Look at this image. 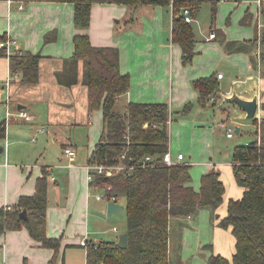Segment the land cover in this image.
<instances>
[{"label":"crops","instance_id":"crops-1","mask_svg":"<svg viewBox=\"0 0 264 264\" xmlns=\"http://www.w3.org/2000/svg\"><path fill=\"white\" fill-rule=\"evenodd\" d=\"M225 2L226 0H217L219 14L232 9V5ZM257 5V11L263 13L264 9L262 6L259 8V2ZM247 8L254 10L251 6ZM243 11V17L242 10L237 11L239 18L241 17L240 22L249 24L251 12ZM122 14H125L124 6L94 4L90 13V26L85 33L94 46H112L119 50L121 72L130 76L125 104L165 102L169 112L171 110L172 121L174 109H182L185 104L193 102L192 108L196 106L195 115L199 117L201 110L209 105L201 107L197 104V93L192 88L191 81L212 74H223L220 70L216 71L223 64L229 75L225 80L223 74L218 80L219 94L237 96L243 100L256 98L257 109L263 113L260 105L264 98V64L258 62L257 67H254L250 59V55H256L259 60L261 46L257 43L258 50L252 49L249 54L232 52L223 42L241 43L254 37L260 39L264 35V28L252 38L250 30H231L232 26L224 25L228 29L225 33L217 25L210 24L209 30L213 28L216 37L206 38L203 43H197L196 40V53L192 61L184 65L180 47L171 42L170 11L160 6L152 7L147 13L148 17L146 13L140 15L142 21L139 34L128 31L123 36L112 39L101 29V24L106 23L109 15ZM77 32L73 25L71 3L0 0V37L17 41L15 49L9 51V54L0 48V125H5L4 137L0 138V208L16 204L21 196L32 195L42 169L49 172L52 188L48 191L46 235L60 239L58 259L53 264H70L74 260L84 263L86 253L78 237L86 233L87 218L92 209L85 166L103 129L102 111L96 110L91 115L88 113L83 61L77 63L75 83L66 85L59 80L64 61L72 55L73 37ZM24 51L41 55L38 81L35 84L22 83L20 76L10 77L9 56ZM236 65L241 67L239 74H235ZM225 100L226 98L224 103L228 104ZM20 110L26 112L31 117L30 120L17 117ZM240 110L246 118V113L241 108ZM234 123L237 125V122ZM43 127L46 128L45 132L40 131ZM26 137H31L36 145L26 146ZM65 148L73 149L75 157L67 158L64 155ZM221 166V163H217L216 167ZM226 166L230 167L232 179H223L219 169L210 164L203 172L205 174L214 169L220 173L219 179L225 192L223 202L216 211L202 209L196 217L170 220V232L175 229L182 240L180 252L177 249L175 252L180 255V261L184 264H207L211 255L231 259L235 253V237L231 228H221L219 221L227 214L229 200L241 198L244 189L235 181L232 162L223 167ZM57 180L61 182L59 187ZM199 184L194 182L193 185L191 181L195 190L199 188ZM54 185H57L56 195ZM64 185L66 191L63 194L61 191ZM95 201L98 212L104 214L101 201ZM196 218L198 222L195 224ZM113 228L112 232H118V228L117 231H113ZM52 255L53 250L43 248L34 241L25 228L6 231L0 236V264H50ZM173 260V257H169V264Z\"/></svg>","mask_w":264,"mask_h":264},{"label":"trees","instance_id":"trees-1","mask_svg":"<svg viewBox=\"0 0 264 264\" xmlns=\"http://www.w3.org/2000/svg\"><path fill=\"white\" fill-rule=\"evenodd\" d=\"M23 2H67L73 5V25L78 31L73 37L72 55L64 61L59 80L66 85L76 82L77 63L83 61V78L88 94V113L102 111L103 129L94 146L89 164H115L126 151L125 162L135 166L129 175L116 174L106 177L94 175V184L111 186L107 194L124 199L128 244L125 249L117 241L91 242L85 254V264H169L168 242L170 220L196 217L200 210L216 211L223 202L225 188L217 170L201 175L197 190L191 185V165L179 163L170 167L162 164L168 151V124L171 122L167 103L129 102L125 111L115 110L118 99L130 87V76L122 73L119 50L112 46H94L85 33L90 26V13L94 4H116L137 9L142 6H160L171 14V42L181 49L184 65L194 55L196 42L192 23L183 17L184 9L195 17L202 0H16ZM215 15V7L212 16ZM194 19V18H193ZM212 30V28H211ZM214 31V29H213ZM83 32V33H82ZM215 32V31H214ZM216 37V33H215ZM4 39V37H0ZM48 41V37L45 38ZM223 42V41H222ZM232 52L249 53L252 65L264 64V35L258 39L238 43L223 42ZM41 55L24 51L9 56L11 75L20 76L24 84L38 81V65ZM197 93L196 102L201 107L213 105L209 98L219 94L215 74L191 81ZM194 103L185 104L181 111L188 113ZM260 108L262 116L251 119L255 123V139L236 145L232 151V170L237 185L243 194L239 199H230L227 214L219 221L221 228H231L235 237V253L231 259L211 255L207 264H264V98ZM5 125H0V138L4 137ZM151 162L142 167L144 158ZM151 163V164H150ZM156 164L155 166H150ZM149 165V166H148ZM50 174L44 168L36 179L32 195L21 196L18 202L0 208V236L6 231L25 228L29 236L43 248L53 250L50 264L58 256L60 240L46 235V208ZM26 212L27 219L20 213ZM216 217V215H215Z\"/></svg>","mask_w":264,"mask_h":264},{"label":"rangeland","instance_id":"rangeland-1","mask_svg":"<svg viewBox=\"0 0 264 264\" xmlns=\"http://www.w3.org/2000/svg\"><path fill=\"white\" fill-rule=\"evenodd\" d=\"M258 2L260 3L259 8L261 9L262 6V8L264 9V0H226L225 4H231L232 9L228 10L225 13L219 14V1L217 3V0H203L196 16L192 17L190 15V17L192 18V29L195 34L197 43H203V41L207 38L208 33L211 31L209 30L210 24H212L213 26L217 25L218 27L223 29L225 33L228 29H225L224 25L228 27L232 26L231 30H235V28L238 29V31L245 32L250 30V34L252 33V38L256 36L257 32L264 28V12L261 13L259 12V10L257 11L256 7L258 6ZM248 6H251L254 10L250 11L249 8H247ZM124 7V15H109L106 23L101 24V29L107 32L112 39H117L123 36V34L128 31L139 34L142 21L140 15L146 13V16L148 17L147 13L150 9H152L153 6H142L137 9H131L126 6ZM214 7L215 15L213 17L212 11ZM243 9L246 10V12H251L250 19L248 21V23L250 22L249 24H245V21L240 22L241 17L239 18V12L237 11L242 10L243 17L245 14ZM239 27H241L242 29H239ZM243 36L246 35L244 34ZM247 38L250 39L251 37ZM240 68V65H236L235 69L237 70V72L235 74L240 73ZM218 70L225 74L226 80L229 74L224 68V65L220 64L219 69H217L216 71ZM262 71H264V66L262 67ZM262 91L264 92V81L262 82ZM215 96L217 97L218 94H215ZM223 97L231 98L232 95L228 97L223 95ZM125 100L126 96L124 95L120 98L119 101H117L115 110L124 112L126 105ZM222 101L220 98H218L214 106L209 105L206 108L202 109V114L199 117H196L195 115V112L197 111L196 106L194 107V109L192 108L188 113L181 111V108L179 110L174 109L172 111V121H169L168 124V147L173 158H175L178 153H182L184 156L183 162L191 165L190 171L193 185L194 182H196V185L199 184L201 174H203V172L206 170L207 165L210 164L216 167L217 163H221L223 166L227 163L231 164V155L234 146L243 145L255 139V131L257 130L255 123H253L252 120H246L244 113L235 103L229 102L228 104H223ZM261 116L262 113H260L259 109H257L255 118L257 117L259 120ZM220 122H225L226 126L230 128V132L233 134L232 138H227L225 133L222 132L223 128L218 125V123ZM234 122H237V125H235ZM236 127L239 128L238 133L235 132ZM33 145L34 142L31 141V137H26V146L32 147ZM223 166L216 167L217 169H219L222 178L224 179L226 177H230L232 179L231 172H229L230 167ZM57 182H59L58 187L61 186L60 180H57ZM56 187L57 185H54V195L57 194ZM51 188L52 186H49V190H51ZM65 191L66 187L64 185L61 192L64 194ZM96 193L97 190L89 189L92 209L90 210L89 216L87 218V239L90 242L116 241L117 237L126 230V212L125 210H123V208L122 210L113 213L112 215H108L105 210V201H101V209L104 214L102 212H98L99 210H97L96 208V201L94 199ZM119 204L125 207L124 199L121 198ZM197 222L198 218L195 219L194 223L196 224ZM113 226L116 229L118 228V232H112ZM184 228L190 229L193 227L184 226ZM176 229L178 228L176 227ZM82 237L83 235L78 238L81 239ZM181 245V237L179 234H177V231L175 232V229H173V231L170 232L168 242L169 257H173L174 259L173 262H171L172 264H184V262L180 261V255L175 252L176 249L178 253L180 252ZM81 262L82 261H80L79 263V260H74L70 264H81ZM83 264H85V258Z\"/></svg>","mask_w":264,"mask_h":264},{"label":"built area","instance_id":"built-area-1","mask_svg":"<svg viewBox=\"0 0 264 264\" xmlns=\"http://www.w3.org/2000/svg\"><path fill=\"white\" fill-rule=\"evenodd\" d=\"M21 8V6H20ZM183 17L184 20L187 23H191L192 22V18L190 17V12L189 10L186 8L183 11ZM215 37V32L213 30H211V32L209 33L207 39H212ZM17 41L15 39H2L0 40V48L4 49L6 51L7 54H9V51L14 50L16 47ZM14 76H17V74H15ZM12 75H10V77H14ZM222 77L221 74L217 75V79H220ZM7 83H9V79L7 80ZM218 98L221 99V101L224 103V97L221 94H218V96L216 97L215 95L211 96L209 98V103L210 104H215V102L218 100ZM9 114V113H8ZM17 117L25 119V120H30V116L20 110L17 112ZM221 128H223L224 133L226 135V137H232L233 134L230 132V128L226 126L225 122H220L218 124ZM40 131L45 132L46 128H41ZM64 155L67 158H74L75 157V151L71 148H65L64 149ZM125 155H126V151H124L120 156H119V160L115 163V164H111V165H107V164H87L85 166V170H86V182L88 185V191L89 189H95L97 190V193L95 194L94 198L97 201H105L107 202H116L119 203L120 199L113 195V194H107L106 191L111 190V186L106 185V186H98L96 184H94V175L93 173L95 172L96 174H103L106 177H110V176H114L116 174H124V175H129L135 168L134 165L126 163L125 162ZM152 158L151 156H146L144 158V162L142 167H146V164L151 162ZM184 160V156L182 153H178L176 155L175 158L172 157L170 149L168 148V151L163 155V161L162 164L170 167L179 163H183ZM151 164V163H150ZM149 164V165H150ZM148 165V166H149ZM156 164H152L150 166H155ZM8 207H6V209H8ZM113 231H117V229L114 227ZM80 245L85 249V253H86V249L88 246L91 245V242L88 241L86 233L83 235V237L80 239Z\"/></svg>","mask_w":264,"mask_h":264},{"label":"water","instance_id":"water-1","mask_svg":"<svg viewBox=\"0 0 264 264\" xmlns=\"http://www.w3.org/2000/svg\"><path fill=\"white\" fill-rule=\"evenodd\" d=\"M227 102H233L235 103L239 108H241L246 113L247 119H253L255 116V113L258 108V100L256 98L251 100H243L237 96H233L232 98H226ZM235 132H239V128H235ZM2 151V147H0V152ZM124 207L116 202H107L106 203V212L108 215H112L113 213H116L120 210H122ZM20 217L22 219H27L26 212L22 211L20 213ZM128 244V234L127 232H123L118 236L117 246L121 249H125Z\"/></svg>","mask_w":264,"mask_h":264}]
</instances>
